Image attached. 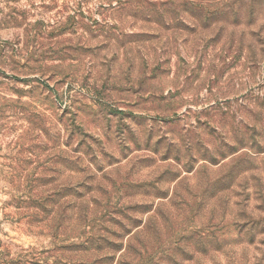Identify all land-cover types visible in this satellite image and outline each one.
Masks as SVG:
<instances>
[{"label": "rangeland", "instance_id": "374dc122", "mask_svg": "<svg viewBox=\"0 0 264 264\" xmlns=\"http://www.w3.org/2000/svg\"><path fill=\"white\" fill-rule=\"evenodd\" d=\"M0 264H264V0H0Z\"/></svg>", "mask_w": 264, "mask_h": 264}]
</instances>
